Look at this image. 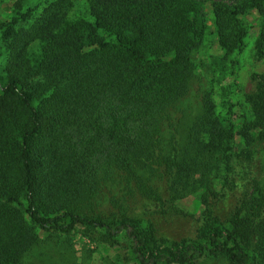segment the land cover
<instances>
[{
	"label": "trees",
	"instance_id": "trees-1",
	"mask_svg": "<svg viewBox=\"0 0 264 264\" xmlns=\"http://www.w3.org/2000/svg\"><path fill=\"white\" fill-rule=\"evenodd\" d=\"M65 2H53L28 28H15L23 15L0 25V264H24L38 231L78 227L100 233L107 246L124 236L135 264H264V177L257 167L264 72L247 97L250 120L236 123L232 109L216 114L207 94L189 152L166 154L162 146L171 110L195 77L204 5L226 56L243 48L242 17L256 12L255 50L263 59L264 0H85L90 20L76 21L59 14ZM35 40L40 49L28 56L22 48ZM141 158L149 177L136 168ZM109 180L161 204L170 193L196 196L203 210L193 236L158 237L156 223L145 224L118 198L108 212L98 211L96 197ZM220 204L228 206L219 212Z\"/></svg>",
	"mask_w": 264,
	"mask_h": 264
},
{
	"label": "rangeland",
	"instance_id": "rangeland-1",
	"mask_svg": "<svg viewBox=\"0 0 264 264\" xmlns=\"http://www.w3.org/2000/svg\"><path fill=\"white\" fill-rule=\"evenodd\" d=\"M17 1L20 0H0V25L23 15L24 20L15 28H28L57 0H22L21 7ZM223 1L234 3L237 0ZM62 9L59 14H65L72 21L90 20L85 0H66ZM204 9L208 13L207 29L203 43L194 55L197 65L195 77L190 83L187 96L171 110L172 120L169 125L164 126L162 132L164 153L170 154L176 148L180 157L189 152L192 128L206 110L203 105L204 97L211 94L216 114L224 115L232 109V118L236 123L250 120L252 112L247 97L256 92L259 77L264 72V58L259 59L255 50L261 22L258 14L251 11L242 17L248 29L244 46L226 56L218 45L210 9L207 5H204ZM22 49H25L23 52L27 55H36L40 49V41L30 42ZM5 63L4 52L0 57V75ZM145 163V158L137 160L136 168L144 177H149V169ZM257 167L264 177V156L261 154L257 155ZM210 180L213 186L219 187L221 178L216 172L210 174ZM113 198H118L132 215L141 218L145 224L151 220L156 223L158 237L167 238L169 241L193 236L203 210L196 196L180 198L175 193H170L166 196L165 203L161 204L131 195L129 189L119 184L118 180L107 181V186L97 195V210L108 212ZM226 205L220 204L219 212L224 211ZM38 233L40 241L24 255V264H135L129 250L130 242L124 236L119 238L118 244L107 246L102 242L100 233L84 227H78L71 233ZM198 264L228 262L219 258Z\"/></svg>",
	"mask_w": 264,
	"mask_h": 264
}]
</instances>
